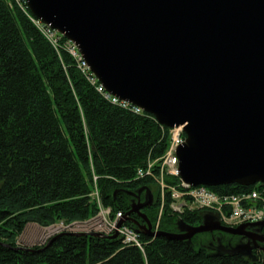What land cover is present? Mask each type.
<instances>
[{"label":"trees","instance_id":"trees-1","mask_svg":"<svg viewBox=\"0 0 264 264\" xmlns=\"http://www.w3.org/2000/svg\"><path fill=\"white\" fill-rule=\"evenodd\" d=\"M31 16L26 2L0 0V264H262V243L246 251L244 238L221 231L181 241L139 233L138 247L112 237L114 229L96 230L94 189L111 216H124L136 194L144 201L149 190L152 203L140 211L154 227L161 209L156 231L198 225L207 211L175 212L168 191L161 198L152 176H137L165 151L167 127L103 98L64 46L66 38L52 45ZM252 187L264 185L210 188L231 194ZM57 220L80 223L74 233L19 245L28 225L52 227ZM133 221L144 223L131 212L125 224L135 229Z\"/></svg>","mask_w":264,"mask_h":264},{"label":"water","instance_id":"water-1","mask_svg":"<svg viewBox=\"0 0 264 264\" xmlns=\"http://www.w3.org/2000/svg\"><path fill=\"white\" fill-rule=\"evenodd\" d=\"M31 14L72 41L111 94L181 126L178 175L192 186L264 185V0H25ZM132 202L135 230L167 240L221 231L260 242L264 221L236 227L206 216L180 232L152 231ZM86 234V233H84ZM102 235L101 233H96ZM118 233L112 234L117 237ZM242 246V245H241Z\"/></svg>","mask_w":264,"mask_h":264},{"label":"built area","instance_id":"built-area-1","mask_svg":"<svg viewBox=\"0 0 264 264\" xmlns=\"http://www.w3.org/2000/svg\"><path fill=\"white\" fill-rule=\"evenodd\" d=\"M16 2L25 3V0H15ZM40 33L54 46L59 43L63 35L55 28L43 23L41 20L30 17ZM64 46L68 48L69 53L76 59L81 72L87 77L89 82L95 85L96 90L103 98L112 104L118 105L124 109H130L135 113H143L142 109L131 104L126 100H121L117 96L108 92L99 82L94 73L90 70L88 64L83 59L76 45L66 38ZM170 127H167V129ZM168 129V148L162 157L154 160H148L144 167L137 169V176H152L160 188L161 196L164 191H168L170 197L169 206L175 212L184 210L204 209L217 213L218 220L221 224L229 227H236L243 223H253L264 220V187L242 190L236 193L226 194L218 193L209 186L197 185L192 186L184 183L178 175V157L175 153L176 148L185 140V134L182 127L173 126ZM157 168V172L154 170ZM157 174H156V173ZM165 176H176L178 182L165 183ZM97 201L96 193L90 194ZM108 208L105 213L109 215ZM123 217L120 211H116L115 217L110 221L107 217L96 216L97 228L99 231L116 230L123 243L132 244L140 247L139 233L130 225L125 223L116 227V223ZM153 228V227H152ZM157 230V223L154 225Z\"/></svg>","mask_w":264,"mask_h":264},{"label":"rangeland","instance_id":"rangeland-1","mask_svg":"<svg viewBox=\"0 0 264 264\" xmlns=\"http://www.w3.org/2000/svg\"><path fill=\"white\" fill-rule=\"evenodd\" d=\"M57 46V45H56ZM66 49L68 50V48L66 47ZM172 127H170V129H171ZM169 129V128H168ZM169 129V130H170ZM168 132L169 131H167V136H168ZM168 138H169V136H168ZM168 142V141H167ZM168 144L169 143H167V146H166V149H165V151L167 150V148L169 147L168 146ZM165 151L163 152V154L165 153ZM163 154L162 155H160L159 157H162L163 156ZM92 193H96V195H97V201H99L98 202V212H97V214L96 215H99V216H101V217H103V216H105V217H107V219L108 220H112L114 217H115V214L113 215V216H111V214L109 213V215H107L106 213H105V211L108 209L107 207H104L103 205H102V202H101V197H100V194H99V192H98V190H95L94 189V191L92 192ZM161 195V194H160ZM161 198H163V197H161ZM207 211V216H210V217H212V218H214V219H216V220H218V215H217V213L215 214V212H212V211H209V210H206ZM116 213V212H115ZM160 213H161V209H160V211H159V213L157 214V217H156V219H155V223H157V229H158V226H159V220H160ZM124 218V216L121 218V219H123ZM219 221V220H218ZM262 221H264V220H262ZM79 221H66L65 222V220H57L54 224H53V226L51 227V226H49V227H46V228H40V227H38V226H36V225H28L26 228H25V230H24V232H23V234L18 238V243H19V245H22V246H25V247H28V246H32L34 243L35 244H39L40 243V241L43 239V236L44 235H48V234H52V233H54V232H56V233H60V232H69V233H74L76 230H75V226H74V224H77ZM258 222H260V221H258ZM80 223V222H79ZM123 223H125V221L123 222ZM122 223V224H123ZM201 224V223H200ZM244 224V223H243ZM128 225V224H127ZM155 225V224H154ZM199 225V224H198ZM223 225V224H222ZM241 225V224H240ZM239 226V225H238ZM52 228V229H51ZM264 228V227H263ZM49 229H51V231L49 230ZM49 230V231H48ZM151 230L152 231H155V228L153 227L152 228V225H151ZM259 232L260 233H263L264 234V231H261V230H259ZM234 240H236V239H234ZM235 243H237L238 242V239H237V242L236 241H234ZM233 242V243H234ZM222 246L223 247H225L226 246V243H222Z\"/></svg>","mask_w":264,"mask_h":264},{"label":"flooded vegetation","instance_id":"flooded-vegetation-1","mask_svg":"<svg viewBox=\"0 0 264 264\" xmlns=\"http://www.w3.org/2000/svg\"><path fill=\"white\" fill-rule=\"evenodd\" d=\"M137 221H139V220H137ZM263 228V227H262ZM213 232V231H212ZM228 234V233H227ZM231 235V234H230ZM236 236H238V237H241V238H244L245 240H246V238L245 237H243V236H239V235H236Z\"/></svg>","mask_w":264,"mask_h":264},{"label":"bare ground","instance_id":"bare-ground-1","mask_svg":"<svg viewBox=\"0 0 264 264\" xmlns=\"http://www.w3.org/2000/svg\"><path fill=\"white\" fill-rule=\"evenodd\" d=\"M178 127H181V126H178Z\"/></svg>","mask_w":264,"mask_h":264}]
</instances>
